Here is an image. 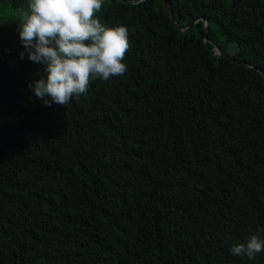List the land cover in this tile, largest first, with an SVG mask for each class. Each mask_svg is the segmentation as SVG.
Here are the masks:
<instances>
[{
	"label": "trees",
	"instance_id": "16d2710c",
	"mask_svg": "<svg viewBox=\"0 0 264 264\" xmlns=\"http://www.w3.org/2000/svg\"><path fill=\"white\" fill-rule=\"evenodd\" d=\"M97 15L128 28V68L68 106L0 22V264H264L231 253L264 229V0Z\"/></svg>",
	"mask_w": 264,
	"mask_h": 264
},
{
	"label": "clouds",
	"instance_id": "9594fccd",
	"mask_svg": "<svg viewBox=\"0 0 264 264\" xmlns=\"http://www.w3.org/2000/svg\"><path fill=\"white\" fill-rule=\"evenodd\" d=\"M103 4L104 0H28L21 12V42L28 58L42 64L46 73L28 86L45 105L68 106L86 97L93 81L126 73L129 30L104 24L97 15ZM260 232L264 229L234 245L231 253L251 259L264 251Z\"/></svg>",
	"mask_w": 264,
	"mask_h": 264
},
{
	"label": "rangeland",
	"instance_id": "374dc122",
	"mask_svg": "<svg viewBox=\"0 0 264 264\" xmlns=\"http://www.w3.org/2000/svg\"><path fill=\"white\" fill-rule=\"evenodd\" d=\"M20 20H21V12L19 10H17L10 4H4L3 2L0 1V22L1 23L5 25L14 24L16 26H20L19 25ZM22 45L23 44L21 42V45L17 47L18 51Z\"/></svg>",
	"mask_w": 264,
	"mask_h": 264
},
{
	"label": "water",
	"instance_id": "95a60500",
	"mask_svg": "<svg viewBox=\"0 0 264 264\" xmlns=\"http://www.w3.org/2000/svg\"><path fill=\"white\" fill-rule=\"evenodd\" d=\"M164 2L166 3V0H164ZM169 10H170V12H171V18H172V20L174 21L176 27H177V28H180L179 25H178V23H177V21H176V18H175V16H174V13L172 12V8L169 7ZM206 23H207V21H206ZM194 24H195V23H194ZM190 28H191V27H190ZM190 28H187V29H181V30H182L183 33H187V32L189 31ZM206 32H207V30H206ZM216 51H217L218 54H222V55H224V56L226 55V54H225L224 52H222L218 47H216Z\"/></svg>",
	"mask_w": 264,
	"mask_h": 264
}]
</instances>
